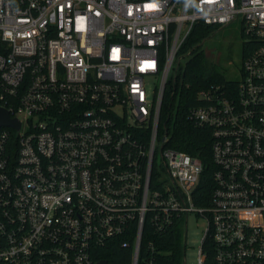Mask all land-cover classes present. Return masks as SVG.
<instances>
[{
  "label": "built area",
  "instance_id": "1",
  "mask_svg": "<svg viewBox=\"0 0 264 264\" xmlns=\"http://www.w3.org/2000/svg\"><path fill=\"white\" fill-rule=\"evenodd\" d=\"M232 22L240 80L185 115L210 132L207 178L161 106L194 27ZM0 108L19 122L0 125V264H110L119 246L161 264L154 236L189 215L196 264H264V0H0Z\"/></svg>",
  "mask_w": 264,
  "mask_h": 264
},
{
  "label": "trees",
  "instance_id": "2",
  "mask_svg": "<svg viewBox=\"0 0 264 264\" xmlns=\"http://www.w3.org/2000/svg\"><path fill=\"white\" fill-rule=\"evenodd\" d=\"M212 27L197 24L183 46L186 53L185 65L177 76L174 85L169 84L163 95L161 122L165 121L170 141L174 149L198 156L206 165L205 175H210L211 137L207 128L194 125L186 118V110L195 104L196 91L208 83L223 81V76L208 63L206 53L200 48L203 40ZM246 49V48H245ZM248 50V48H247ZM245 51L244 56L248 51ZM173 91V94L170 93ZM179 231L171 234L155 235L154 240L162 251L161 264H182V250L178 237ZM98 259H107L110 264H130V247L103 248Z\"/></svg>",
  "mask_w": 264,
  "mask_h": 264
},
{
  "label": "rangeland",
  "instance_id": "3",
  "mask_svg": "<svg viewBox=\"0 0 264 264\" xmlns=\"http://www.w3.org/2000/svg\"><path fill=\"white\" fill-rule=\"evenodd\" d=\"M242 40L238 23L232 22L226 26L212 28L210 33L201 40L200 48L206 53L211 67L225 79L238 81L240 80L238 42ZM186 59L184 57L182 61ZM153 85L154 81L148 79L147 86L151 89ZM205 227L204 219L189 215L186 221V232L184 228L179 229L178 237L185 256L182 264H196V251Z\"/></svg>",
  "mask_w": 264,
  "mask_h": 264
},
{
  "label": "water",
  "instance_id": "4",
  "mask_svg": "<svg viewBox=\"0 0 264 264\" xmlns=\"http://www.w3.org/2000/svg\"><path fill=\"white\" fill-rule=\"evenodd\" d=\"M0 125H8L16 129L19 128V122L15 119L9 118L7 112L1 108H0ZM97 264H108V263L105 260H101Z\"/></svg>",
  "mask_w": 264,
  "mask_h": 264
},
{
  "label": "flooded vegetation",
  "instance_id": "5",
  "mask_svg": "<svg viewBox=\"0 0 264 264\" xmlns=\"http://www.w3.org/2000/svg\"><path fill=\"white\" fill-rule=\"evenodd\" d=\"M238 46H239V51H240L239 52L240 53V59H239V62H240L239 68L240 69H239V72H240V75H241L242 61H243L244 53L247 50V46H246V44H245V42L243 40L241 42H238Z\"/></svg>",
  "mask_w": 264,
  "mask_h": 264
}]
</instances>
